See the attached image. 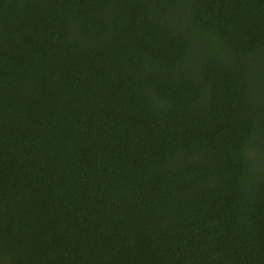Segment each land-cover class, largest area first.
Listing matches in <instances>:
<instances>
[{"label":"trees","instance_id":"16d2710c","mask_svg":"<svg viewBox=\"0 0 264 264\" xmlns=\"http://www.w3.org/2000/svg\"><path fill=\"white\" fill-rule=\"evenodd\" d=\"M0 264H264V0H0Z\"/></svg>","mask_w":264,"mask_h":264}]
</instances>
